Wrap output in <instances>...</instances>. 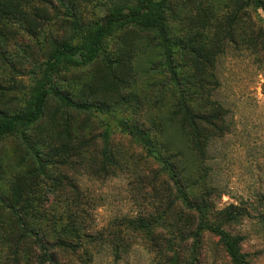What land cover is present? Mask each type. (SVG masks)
Instances as JSON below:
<instances>
[{"label": "trees", "instance_id": "obj_1", "mask_svg": "<svg viewBox=\"0 0 264 264\" xmlns=\"http://www.w3.org/2000/svg\"><path fill=\"white\" fill-rule=\"evenodd\" d=\"M32 1L0 0V49L16 38L13 26L28 32L32 44L14 43L34 76L18 108V96L0 90V182L6 186L0 187V223L9 256L3 264H22L19 259L30 251L38 264H71L61 257L68 254L78 256L81 264H93L107 252L120 260L138 238L153 253L154 264H198L205 233L218 237L233 264H251L241 248L245 237L226 229L250 213L240 204L219 207L225 192L210 178V150L231 131L228 110L214 97L217 64L225 45L236 41L250 7L264 11V0H227L221 6L215 0H103L104 16L86 23L65 0H58L66 7L62 19ZM42 1L56 9L52 1ZM51 23L57 24L58 35L48 28ZM262 34L259 29L241 40L259 52ZM113 39L117 44L110 49ZM146 55L143 73L164 77L153 86L154 95H147L153 103L148 117L153 118L144 128L118 113L138 81L136 62ZM11 57L3 55L15 69ZM71 71L80 77L69 76ZM71 77L80 87L77 95L66 89ZM96 113L108 114L114 124L107 122L99 134L100 166L95 171L90 167L93 172L117 177L125 171L111 144L116 129L159 165L157 175L168 181L155 190V202H169L164 210L161 205L156 213L123 218L94 234L80 209L78 189L75 196H56L50 210L46 205L68 180L54 177L51 170L83 164L93 148L90 120ZM81 114L85 119L76 121ZM46 115V134L31 133ZM11 138L18 143L12 140L6 154ZM59 205L64 206L61 215L54 210Z\"/></svg>", "mask_w": 264, "mask_h": 264}, {"label": "rangeland", "instance_id": "obj_2", "mask_svg": "<svg viewBox=\"0 0 264 264\" xmlns=\"http://www.w3.org/2000/svg\"><path fill=\"white\" fill-rule=\"evenodd\" d=\"M47 1H52L56 9L53 10L48 2L42 0H33L32 5L46 7L52 17L56 15L58 19L67 17L66 7L58 0ZM215 1L221 6L227 0ZM65 3L67 5L72 3L76 7L81 21L85 23L97 20L106 13L107 4L103 0H65ZM51 24L52 27L48 28L54 35H58L60 32L57 24ZM259 29L263 31V36L259 39L261 44L256 49L263 50L259 52L249 50L253 48H249L242 42L241 36L243 34L257 35ZM13 30L18 33L16 38L8 42L7 46H1L3 49L0 51L3 55L6 54L9 57L12 55L11 61L15 69L10 62L4 60L0 53V90H4L9 95H17L20 100L17 101L19 104L16 108H18L29 93L34 76L29 72L31 63L22 61L21 51L14 42L32 44V39L28 32L17 26H13ZM235 40L225 45L224 49L227 51L220 57L216 68L219 84L214 97L228 110L227 121L231 126V131L224 138L217 139L211 146L210 166L213 171L210 178L225 192L219 207L234 203L248 209L250 215L244 217L241 224L228 226L226 229L232 234H240L245 237L241 248L251 264H264L263 10H254L250 7L248 17H244L243 23L237 27ZM116 41V39L110 41V49H115ZM206 43L208 45L209 41L206 40ZM145 57L149 59V56L146 55L136 62V69L139 70L138 81L130 92L131 98L118 113L119 117H130L133 122L144 124V128L153 118V116L148 117L153 111L151 108L153 103L149 101L148 96L154 95L153 86L164 77L161 72L143 73L147 67ZM95 68L94 66L84 72L86 74ZM75 75L80 77V72L71 71L69 73V76ZM72 78L71 82L66 83V89L77 95L80 87L73 83ZM86 94L84 90V95ZM84 119V114H81V117L75 116L76 121L82 122ZM46 121L47 115L30 132L44 136L48 129ZM109 121L111 125L114 124L108 114L96 113L91 117L90 129L95 137V144L85 154L86 159L83 164L76 162L74 166H59L51 170L54 177H67L68 180L63 179V184L58 188V194L49 195V202L46 205V209L50 210L56 202V196L64 195L67 192L75 196V189H78L79 195L82 197L80 209L84 211V214L87 213V220L94 231L91 233L94 234L95 231H108L123 218L156 213L161 205L164 210L169 202L168 200L155 202V197L158 196L155 190L161 189L162 183L168 181L163 175H157L159 165L147 156L142 147L133 143L116 129L110 136L111 144L115 152L121 156V161L126 167L125 171L117 177H113L103 173L95 174L90 168L94 167L95 171L100 166L99 160L97 161V154L101 150L99 134L104 131V127ZM12 140L18 143V139L11 138L7 142L6 154L11 151V146L14 144ZM4 162L5 164L9 162L8 156L5 157ZM50 182L49 180L48 183ZM0 187L6 188L1 182ZM70 205L72 206V204ZM63 209L64 206L59 205L54 210L58 215H61ZM3 231L4 228L0 223V264H3L6 257L9 258L3 244ZM88 231L90 232L91 229ZM36 252L39 253L37 248ZM61 257L64 260H69L71 264H81L78 256L68 254ZM153 258V253L149 252L143 246L142 240L138 238L130 252L122 259L116 260L114 255L107 252L98 255L93 264H154ZM19 260L22 264H38L34 261L33 251ZM198 264L233 263L218 237L205 233Z\"/></svg>", "mask_w": 264, "mask_h": 264}]
</instances>
